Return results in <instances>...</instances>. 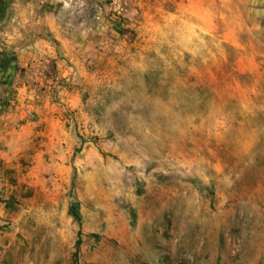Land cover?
<instances>
[{
    "label": "rangeland",
    "instance_id": "374dc122",
    "mask_svg": "<svg viewBox=\"0 0 264 264\" xmlns=\"http://www.w3.org/2000/svg\"><path fill=\"white\" fill-rule=\"evenodd\" d=\"M0 264H264V0H0Z\"/></svg>",
    "mask_w": 264,
    "mask_h": 264
},
{
    "label": "trees",
    "instance_id": "16d2710c",
    "mask_svg": "<svg viewBox=\"0 0 264 264\" xmlns=\"http://www.w3.org/2000/svg\"><path fill=\"white\" fill-rule=\"evenodd\" d=\"M72 214L76 219H79V211H78V206L77 204H74L72 206Z\"/></svg>",
    "mask_w": 264,
    "mask_h": 264
}]
</instances>
